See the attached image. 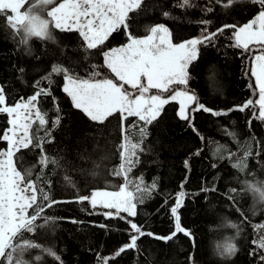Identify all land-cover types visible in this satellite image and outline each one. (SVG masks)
I'll return each instance as SVG.
<instances>
[{"label":"trees","instance_id":"1","mask_svg":"<svg viewBox=\"0 0 264 264\" xmlns=\"http://www.w3.org/2000/svg\"><path fill=\"white\" fill-rule=\"evenodd\" d=\"M181 2L143 0L138 10L130 13L128 23L132 35L143 37L150 26L164 24L170 29L173 42L180 43L200 36L204 27L214 32L226 24L242 26L260 10L258 4L249 0H240L227 8L216 0H192L194 7L176 6ZM208 8L213 10L207 11ZM165 12L169 13L168 17L163 15ZM202 20L210 23L203 25L199 23ZM232 32L233 29H226L208 46L201 45L198 59L188 69V89L197 95L199 102L227 114L214 116L197 111L191 113L192 126H189V121L179 118V104L168 103L148 126L143 142L145 150L139 153V163L129 174L133 179L143 177L146 185L155 182L157 189L143 204H138L136 217L128 219H134L146 233L167 236L174 231L169 208L183 183L187 196L180 209L181 223L191 232V237L180 233L165 242L145 235L138 239L135 249H126L114 256L121 246L129 243L128 224L119 218H105L102 213L108 209L93 210L87 202L77 203L76 198L93 189L116 190L123 183L122 178L110 175L120 162L119 114L110 117L104 125H96L75 109L62 91V75H54L51 85L42 77L53 64H59L73 75L85 78L91 66L97 65L101 73L98 78H112L103 66L101 53L126 44L125 32L121 28L103 46L88 52L84 51L77 33L59 30H54L55 42L33 38L25 46L0 16V87L4 89L7 105L13 106L22 97L27 99L33 95L38 80L40 87L51 90V95L39 97L38 107L46 114V128L51 130L52 137V142L43 144L44 154L57 163H49L42 169L37 164L40 149L29 148L17 154V168L23 171L31 167L33 180L43 171L37 182L38 189L43 188L52 200L61 201L49 208L38 196L37 202L45 205V211L36 223L43 226L34 234H22V239L51 248L60 260L40 249L28 250L25 260L32 264H103L104 258H109L107 264H264L260 260L264 250L255 249L252 244L264 235V227L258 231L253 227L264 225V203L244 189L245 181L264 183V122L252 119L249 127L251 108L244 112L231 110L249 98L255 100L249 88V84L255 87L250 74L251 54L231 46ZM57 115L60 123L54 125ZM8 119L6 114H0V135L10 127ZM136 123L135 117L125 121V134L133 141L139 139V126L131 128L130 125ZM228 133H234L235 139ZM218 146H224L220 152H217ZM249 147L247 167L240 172L232 164L244 157ZM5 148L6 142L0 140V150ZM228 153H234L231 160L227 158ZM212 188L216 190H202ZM33 212L34 209H29V215ZM45 217L49 218L47 224ZM233 223L239 225L238 235L237 229L230 226ZM229 241L238 250L226 258L220 255L218 246ZM36 256L41 259L36 261ZM0 264H5L3 258Z\"/></svg>","mask_w":264,"mask_h":264},{"label":"snow or ice","instance_id":"2","mask_svg":"<svg viewBox=\"0 0 264 264\" xmlns=\"http://www.w3.org/2000/svg\"><path fill=\"white\" fill-rule=\"evenodd\" d=\"M216 2L222 3V6L227 8L240 0H216ZM249 2L258 4L260 10L248 23L242 26L226 24L214 32H209L207 27H204L200 36L173 43L172 33L164 24L150 26L143 37L132 35L128 23L130 13L137 11L143 0H60L59 3L57 0H0V16L4 17L5 26L12 30L14 36H19V43L25 46L33 38L55 42L54 30H59L77 33L84 51L88 52L103 46L109 37L121 28L125 32L126 44L101 53L103 66L112 78L107 76L98 78L101 77V73L97 70L99 67L97 65L91 66V71L85 78L73 75L66 67L59 64H53L48 74L42 77V80L51 85L54 75H62L64 80L62 91L70 98L73 107L96 125H104L110 117L119 114L122 142L117 151L120 162L112 169L110 175L122 178L123 183L116 190L93 189L89 194L78 195L76 198L77 203L87 202L93 210L98 207L108 209L109 211L102 213L105 218H119L128 224L129 243L121 246L114 256H119L126 249H135L138 239L145 235L165 242L180 233L191 237V232L181 223L180 209L184 206L187 196L183 190V183L181 190L174 195V204L169 208L170 217L174 221V231L167 236L146 233L142 226L134 222V219H128L136 217L138 204H143L145 199L157 189L155 182L146 185L143 177L133 179L129 174L139 163V153L145 150L143 142L148 135V126L160 116L168 103L179 104V118L189 121V126H192L191 113L197 111L210 112L214 116L227 114L206 107L199 102L197 95L188 89L190 79L188 69L198 59L199 47L208 46L226 29H233L230 37L231 46L251 54L250 74L255 84L254 88L249 84L255 100L249 98L243 105L231 110L244 112L251 108L249 127L252 119L264 122V0H249ZM50 5L54 6L49 7ZM176 6L185 8L195 5L192 0H182ZM212 10L207 9V11ZM163 15L168 17L169 13L165 12ZM199 23L208 25L210 21L202 20ZM209 79L212 80L213 77L210 76ZM40 84V80L36 81L37 90L34 94L27 99L22 97L13 106L7 105L4 89L0 87V114L8 116L10 125L0 135V140L6 142V148L0 150V258H3L5 264H32L30 260L24 259L25 253L30 249H40L57 261L60 260L51 248H44L34 241L22 239L23 233L34 234L38 227L43 226L36 223L45 211V205L37 202L38 196L41 201L47 202L46 207L49 208L61 203L52 200L43 188L38 189L37 182L43 171L36 180H33L31 167L23 171L17 168L19 159L17 154L29 148L40 149L41 154L37 164L42 169L49 163H57L43 151V144L52 142V137L51 130L46 128L48 123L46 114L39 110L38 102L42 94L51 95V90L40 87ZM169 93L170 95H165ZM129 117L137 119L136 124L130 125L131 128L139 126L137 133L139 139L136 141L125 134V121ZM59 123L60 117L57 115L53 124L59 125ZM34 126H36L35 133ZM193 130L195 131V128ZM40 132L44 135L40 136ZM228 134L235 139L234 133ZM201 140H203L202 136ZM223 147L218 146L217 152ZM196 155H199V152ZM232 155L234 153H228L227 158L231 160ZM250 155L249 147L244 157L233 163L232 167L243 172L247 167V157ZM185 166H188L187 161ZM65 179L71 184L67 177ZM48 183L50 186L51 182ZM244 189L251 192L259 202L264 203V183L245 181ZM230 191L236 192V189ZM228 198L232 199L231 196ZM29 209H34L33 214L29 215ZM122 213L126 216L121 215ZM48 222L49 218L45 217L44 223ZM72 222L76 223V221ZM230 226L237 229L238 235L239 225L233 223ZM102 227L106 226L102 225ZM253 227L258 231L264 225ZM252 244L255 249L264 250V235L254 239ZM218 247L220 255L226 258L234 256L238 250L231 241ZM34 259L39 261L41 257L36 256ZM108 259L104 258L103 264H107ZM260 260L264 261V255H260Z\"/></svg>","mask_w":264,"mask_h":264},{"label":"rangeland","instance_id":"3","mask_svg":"<svg viewBox=\"0 0 264 264\" xmlns=\"http://www.w3.org/2000/svg\"><path fill=\"white\" fill-rule=\"evenodd\" d=\"M174 43V42H173ZM251 67H252V65H251ZM127 87V86H126ZM153 91H155V90H153ZM165 95H170V93L169 94H165ZM114 211V210H113Z\"/></svg>","mask_w":264,"mask_h":264},{"label":"bare ground","instance_id":"4","mask_svg":"<svg viewBox=\"0 0 264 264\" xmlns=\"http://www.w3.org/2000/svg\"><path fill=\"white\" fill-rule=\"evenodd\" d=\"M67 222V221H66Z\"/></svg>","mask_w":264,"mask_h":264}]
</instances>
